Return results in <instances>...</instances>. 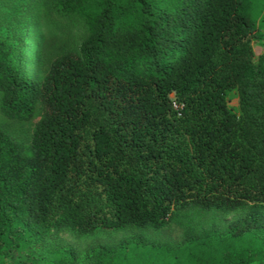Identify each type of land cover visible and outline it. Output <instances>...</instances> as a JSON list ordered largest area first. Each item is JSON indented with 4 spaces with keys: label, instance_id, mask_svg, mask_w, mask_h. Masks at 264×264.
I'll list each match as a JSON object with an SVG mask.
<instances>
[{
    "label": "trees",
    "instance_id": "obj_1",
    "mask_svg": "<svg viewBox=\"0 0 264 264\" xmlns=\"http://www.w3.org/2000/svg\"><path fill=\"white\" fill-rule=\"evenodd\" d=\"M0 118V264H264V0H0Z\"/></svg>",
    "mask_w": 264,
    "mask_h": 264
},
{
    "label": "rangeland",
    "instance_id": "obj_2",
    "mask_svg": "<svg viewBox=\"0 0 264 264\" xmlns=\"http://www.w3.org/2000/svg\"><path fill=\"white\" fill-rule=\"evenodd\" d=\"M82 28L78 25H75L71 32L67 35H60L56 34L55 32H52L48 27H38L35 28V32L33 34V37L31 39H34L35 43V49L31 51L34 59H46V61H49V59H52L56 57L59 53L62 52V50L65 49H75L82 40ZM39 42V43H38ZM27 48L31 49V43L28 42ZM263 47L261 44L255 46V54L258 55L262 52ZM230 99L232 102L236 103V98L234 96H230ZM0 127L2 129H6L9 131L12 135H14L17 139L28 142L30 140L31 130L33 127V121L31 122H14L9 121L4 118H0ZM235 218V216H230L226 220H232ZM125 233H119L116 235H104V234H98L93 237H82L78 238L72 235L71 233L65 232L60 235V239L68 244L69 246L73 247L77 251H81L83 248H85L86 245H88L91 242L94 241H101L105 239H110V237L114 240L119 239L122 237ZM163 236H169L172 239L177 240L180 236V232L175 227H170L168 229H165L162 231Z\"/></svg>",
    "mask_w": 264,
    "mask_h": 264
},
{
    "label": "built area",
    "instance_id": "obj_3",
    "mask_svg": "<svg viewBox=\"0 0 264 264\" xmlns=\"http://www.w3.org/2000/svg\"><path fill=\"white\" fill-rule=\"evenodd\" d=\"M173 108L176 110V111H180L182 109V106L181 105H178L176 103H173Z\"/></svg>",
    "mask_w": 264,
    "mask_h": 264
}]
</instances>
